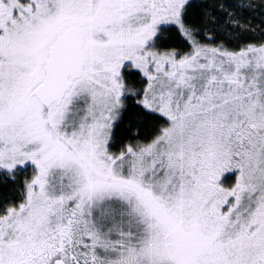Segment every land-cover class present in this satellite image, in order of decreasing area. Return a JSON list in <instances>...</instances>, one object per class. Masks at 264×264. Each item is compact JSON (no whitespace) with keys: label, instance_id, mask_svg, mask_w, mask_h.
Instances as JSON below:
<instances>
[{"label":"snow or ice","instance_id":"6c2138e0","mask_svg":"<svg viewBox=\"0 0 264 264\" xmlns=\"http://www.w3.org/2000/svg\"><path fill=\"white\" fill-rule=\"evenodd\" d=\"M0 264H264V0H0Z\"/></svg>","mask_w":264,"mask_h":264}]
</instances>
